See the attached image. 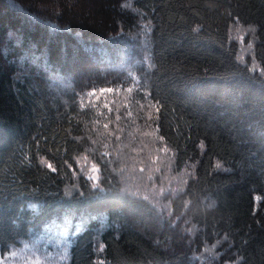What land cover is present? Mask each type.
<instances>
[{
  "label": "trees",
  "instance_id": "obj_1",
  "mask_svg": "<svg viewBox=\"0 0 264 264\" xmlns=\"http://www.w3.org/2000/svg\"><path fill=\"white\" fill-rule=\"evenodd\" d=\"M0 2V258L264 264V0ZM71 42L110 67L68 75Z\"/></svg>",
  "mask_w": 264,
  "mask_h": 264
},
{
  "label": "rangeland",
  "instance_id": "obj_2",
  "mask_svg": "<svg viewBox=\"0 0 264 264\" xmlns=\"http://www.w3.org/2000/svg\"><path fill=\"white\" fill-rule=\"evenodd\" d=\"M104 0H32V4L37 7L38 9H43L47 13H51V11H56L58 13H61L60 10H62L63 6L65 5L68 12V15L71 17L72 21H74L77 24H80L84 21L89 22L93 26H98L99 24H103L105 22V15L104 13H99V2ZM5 6L0 2V11H3ZM111 14V13H109ZM43 27L44 24L40 21L32 20L28 23L27 28H33V30H36L35 27ZM13 37H7L4 39V42L7 40H12ZM56 43V41L54 40ZM77 43V42H76ZM75 43V44H76ZM16 44H18V41H16ZM72 42L68 43V49L70 50L69 54V60H68V69L69 74L80 78L84 76L91 75L96 68L100 70H106L110 66L103 63L104 61H107L108 58H105L104 55L102 57H99L98 60L93 59L88 63V58L90 60L91 54H87L89 57L84 56V45L78 44L75 45ZM80 47V48H78ZM35 50V48H33ZM33 49H30V51L27 52L25 55V58H28L30 61V64L35 66L38 69H49L47 62L42 58L41 55L33 54ZM119 59V63L116 66L122 67L126 62V54L124 55L123 52L117 51L116 52ZM31 55L33 56L32 59H30ZM23 60H19V64L21 65ZM40 62V63H39ZM50 80L53 84L59 85L63 87L65 85V78L59 75H53L50 76ZM92 172L94 176L97 175V169L92 168ZM136 189V188H135ZM35 242H30L26 245H22L17 251L13 252V254L5 257L4 259L0 258V264H43V259L41 256H39L35 251L31 252L33 249L32 246H34ZM28 245V246H27ZM53 248V242L50 244H47L42 249H39L43 254L50 255L51 250ZM44 249V250H43ZM55 251V249H53ZM56 257V256H55ZM64 262L63 257L58 258V262L56 264H62Z\"/></svg>",
  "mask_w": 264,
  "mask_h": 264
}]
</instances>
